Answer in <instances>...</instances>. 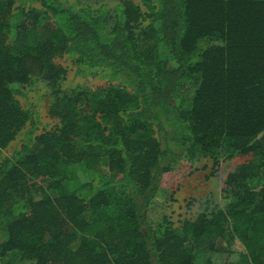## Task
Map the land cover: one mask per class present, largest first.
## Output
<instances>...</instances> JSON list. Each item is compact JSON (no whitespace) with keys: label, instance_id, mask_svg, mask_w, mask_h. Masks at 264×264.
<instances>
[{"label":"trees","instance_id":"obj_1","mask_svg":"<svg viewBox=\"0 0 264 264\" xmlns=\"http://www.w3.org/2000/svg\"><path fill=\"white\" fill-rule=\"evenodd\" d=\"M59 58L105 85L64 89ZM223 154L249 160L222 201L153 217L163 173ZM222 258L264 264V0H0V264Z\"/></svg>","mask_w":264,"mask_h":264},{"label":"rangeland","instance_id":"obj_2","mask_svg":"<svg viewBox=\"0 0 264 264\" xmlns=\"http://www.w3.org/2000/svg\"><path fill=\"white\" fill-rule=\"evenodd\" d=\"M77 1L96 9L101 5L112 7L121 0ZM133 1L136 4L139 3V0ZM57 62L67 70V80L63 83V88L66 90L78 88L92 92L97 87L105 85L97 74L75 75L74 67L65 58H59ZM25 91L26 97L19 98L21 104L25 107L30 104L34 105L43 125L54 124L55 122L47 114L49 90L38 83ZM19 143L20 138L12 145ZM247 160L249 157L227 158L223 154L217 159V167H213V160L210 158L183 157L172 165L168 172L161 175L159 195L151 208L153 217L160 218L165 215L172 222L178 223L185 218H191L199 210L205 198L211 196L213 200L222 201L221 189L226 175ZM214 264H228V261L223 258L216 259Z\"/></svg>","mask_w":264,"mask_h":264}]
</instances>
